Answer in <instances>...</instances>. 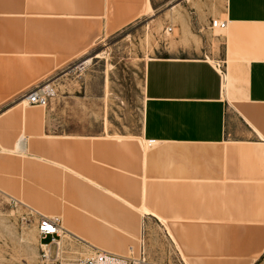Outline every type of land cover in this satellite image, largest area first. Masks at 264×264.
Returning a JSON list of instances; mask_svg holds the SVG:
<instances>
[{
  "label": "rangeland",
  "instance_id": "obj_1",
  "mask_svg": "<svg viewBox=\"0 0 264 264\" xmlns=\"http://www.w3.org/2000/svg\"><path fill=\"white\" fill-rule=\"evenodd\" d=\"M223 5L224 0H0V124L10 127V138L20 133L28 137L24 159L15 149L0 153V163L26 160L31 165L23 171L8 168L3 178L30 192L41 193L43 182L51 186L58 205L37 211L60 223L67 209L79 215L85 228L95 227L94 220L83 219L100 214L92 203L95 197L111 212L106 218L113 226L109 245L60 230L59 251L57 244L52 245L43 258L40 245L46 241L35 232L37 212L0 187L6 194L0 192V264H83L95 253L118 257L124 264H190L195 258L199 259L194 264H246L261 247L252 264H264V162L237 159L243 177L259 182L235 185L226 192L224 209L187 206L185 198H170L161 184L141 178L142 157L149 148L140 141L145 64L161 47L189 32L201 36L207 48L213 35L215 47L221 31L207 30L208 21L220 19ZM33 15H49L50 20L32 21ZM166 27L172 29L169 34L163 32ZM88 59V65L78 66ZM35 85H50L54 93L45 107H26L42 112L41 122L23 123L13 115L16 108L8 109ZM90 143L102 148L93 149ZM48 161L97 179L135 208L141 187H148L143 204L165 224L48 166ZM36 165L53 168L65 180L37 177ZM125 218L132 228L123 233ZM242 220L256 224L243 228L235 224Z\"/></svg>",
  "mask_w": 264,
  "mask_h": 264
},
{
  "label": "crops",
  "instance_id": "obj_2",
  "mask_svg": "<svg viewBox=\"0 0 264 264\" xmlns=\"http://www.w3.org/2000/svg\"><path fill=\"white\" fill-rule=\"evenodd\" d=\"M30 20L50 19L49 15H33ZM218 20H224L226 27L215 36V47L212 45L213 35H210L207 48L201 36L185 33L175 37L170 45L161 47L158 55L149 59L144 67L140 141L149 148L142 157V181L161 184V191L168 192L170 198H185L187 206L195 205L198 209H224L226 192L233 191L235 185L259 182L256 177H243L239 157L264 162V0H224ZM26 107L17 103L8 110L16 108L13 115L23 123L43 120L42 112L30 111ZM9 128L0 124V135H5L0 148L13 151L23 140L25 154L28 137L20 133L10 138L7 134ZM115 138L120 145H125L121 138ZM90 146L102 148L101 144L90 143ZM233 148H240V153ZM24 154L20 158L24 159ZM18 164L12 160L8 164L0 163L1 189H8L17 195L11 197L35 206L36 210L43 208L46 211L58 205L54 189L44 182L41 193H36V190L30 192L21 188L11 178H3L4 174L7 177L8 168L19 167L23 171L31 166L26 160ZM48 166L69 173L77 181L89 184L129 208L146 209L148 213L144 215L164 221L143 204L148 187H141V201L135 208L99 185L97 179L86 178L55 161H48ZM34 168V174L41 179L57 177L55 179L59 182L65 180L53 168H41L40 165ZM92 198L93 205L98 208L96 212L102 217L99 214L92 215L91 220L85 216L83 219L86 222L94 220L95 227L85 228L79 215L67 209L60 215L62 225L79 239L89 236L109 245L113 226L106 215L111 212L104 209L99 199ZM192 198L194 201L190 202ZM235 224L243 228L256 223L242 220ZM122 227L123 233L132 228L126 218ZM125 235L131 236L128 232ZM262 250L263 247L254 250L246 264H252ZM195 261L188 263L194 264Z\"/></svg>",
  "mask_w": 264,
  "mask_h": 264
},
{
  "label": "built area",
  "instance_id": "obj_3",
  "mask_svg": "<svg viewBox=\"0 0 264 264\" xmlns=\"http://www.w3.org/2000/svg\"><path fill=\"white\" fill-rule=\"evenodd\" d=\"M226 27L224 20L210 19L208 21V30L223 31ZM170 27L164 28V33L169 34L171 32ZM53 90L50 85H35L25 90L20 98L23 99L28 105H35L39 107H45L49 96L52 95ZM35 214V213H34ZM35 232L40 241H46L40 245V250L43 258L47 257V250L50 246L56 245V239L60 232V220L57 217H45L35 214L34 218ZM123 259V258H122ZM109 262L118 261L119 264H124L123 260L112 255L104 253H95V255L88 257L83 261V264H105Z\"/></svg>",
  "mask_w": 264,
  "mask_h": 264
},
{
  "label": "bare ground",
  "instance_id": "obj_4",
  "mask_svg": "<svg viewBox=\"0 0 264 264\" xmlns=\"http://www.w3.org/2000/svg\"><path fill=\"white\" fill-rule=\"evenodd\" d=\"M147 3V2H146ZM147 5V9H149V10H151V8H150V5L147 3L146 4ZM89 64V59L88 60H84L83 62H81L78 66H86V64ZM87 64V65H88ZM78 69H79V67H77ZM76 68V69H77ZM82 70V69H81ZM80 71V70H79ZM51 87V86H50ZM54 93V92H53ZM19 104H22L23 106H27V107H39V106H35V105H28V104H26V102L23 100V99H21L20 100V102H19ZM17 107V106H16ZM23 141V140H22ZM21 140L17 143V145H16V150H17V152L19 153V154H21V155H23L24 154V150H23V146H22V142ZM24 144V143H23ZM157 144V143H156ZM153 145H154V143H153ZM147 146H148V144H147ZM0 153H2V154H7L8 153V151H6V150H3V149H1L0 148ZM0 192H2V193H4L1 189H0ZM1 193V194H2ZM5 194V193H4ZM3 195V194H2ZM6 195V194H5ZM8 197H10L11 199H13L14 201H16L17 203H20L21 205H23L24 207L26 206L27 208H29V209H32L33 211H34V213L35 212H37L38 214H40V215H42L41 213H39L36 209H34L33 207H31V206H29V205H26V204H24V203H22L21 201H19V200H17V199H15V198H13V197H11V196H9L8 195ZM15 203V202H14ZM20 206V205H19ZM25 207V208H26ZM28 210V209H27ZM30 211V210H29ZM142 211H144V212H147L148 213V211L146 210V209H142ZM42 216H45V215H42ZM49 217V216H48ZM51 217V216H50ZM61 219V218H60ZM162 223H164V221H162ZM165 224V223H164ZM60 229L61 230H63L65 233H68V234H70V231L64 226V225H62V221H61V223H60ZM61 232V231H60ZM60 232L58 233V237L60 238ZM62 233V232H61ZM63 235V234H62ZM65 236V235H64ZM56 243H57V245H58V251H59V241L56 239ZM57 257H58V255H56ZM105 264H119V262L118 261H114V262H109V260H107V262L105 263Z\"/></svg>",
  "mask_w": 264,
  "mask_h": 264
}]
</instances>
